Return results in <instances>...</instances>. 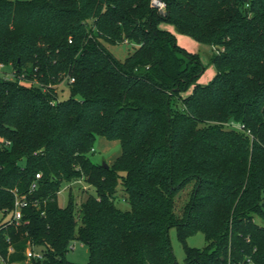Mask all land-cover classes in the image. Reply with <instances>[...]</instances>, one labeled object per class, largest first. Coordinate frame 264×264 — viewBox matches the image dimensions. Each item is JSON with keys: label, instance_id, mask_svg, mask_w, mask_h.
Segmentation results:
<instances>
[{"label": "trees", "instance_id": "obj_1", "mask_svg": "<svg viewBox=\"0 0 264 264\" xmlns=\"http://www.w3.org/2000/svg\"><path fill=\"white\" fill-rule=\"evenodd\" d=\"M165 1L161 12L152 0H0L8 264H179L174 225L185 245L197 231L210 242L186 245L184 264H264V0ZM163 20L217 48L214 79L186 97L204 67ZM125 39L135 47L121 59L108 44ZM64 80L71 96L59 98ZM97 134L121 142L108 166L89 156ZM81 177L97 193L82 201L77 232L72 201L58 196ZM120 186L130 209L113 200ZM13 189L30 199L20 224L8 223ZM74 239L87 263L66 258ZM29 243L42 257L27 260Z\"/></svg>", "mask_w": 264, "mask_h": 264}, {"label": "rangeland", "instance_id": "obj_2", "mask_svg": "<svg viewBox=\"0 0 264 264\" xmlns=\"http://www.w3.org/2000/svg\"><path fill=\"white\" fill-rule=\"evenodd\" d=\"M160 25L162 28L170 30L175 35L179 46L190 52L196 53L204 67L197 79L181 90V95L183 97L188 96L193 91L197 83L209 84L217 73V68L212 59L217 50L216 46L201 41L192 34L177 30L175 24L171 21L163 20L161 21ZM108 47L117 57L124 59L130 53V51L134 49L135 44L123 41L121 43L108 44ZM57 94L59 98H68L71 96V88L67 81L64 80L58 85ZM1 140L2 137L0 136V142ZM120 153V140L109 139L105 135L97 134L94 142V148L89 153V156L96 163H111ZM188 186L185 187V189H183V191L176 197V211L178 213L181 212L187 200L188 192L190 190V186ZM96 193L97 191L95 187L89 184L83 177L73 181L64 179L60 185L58 196L59 203L61 206H66L72 201L74 212L77 216V232L81 226V221L78 219L81 203L89 194ZM113 200L120 208L124 210L130 209L131 207L129 201L124 195L122 186H120L118 191L113 195ZM255 219L258 223L264 225V216L256 214ZM169 235L174 254L179 264L185 263L186 245L205 247L210 243L203 231H197L194 234L188 236L187 243L185 245V243L179 238L178 228L175 225L170 227ZM66 258L77 263H87L90 259L89 248L82 241L74 239L72 244H70V248L66 251Z\"/></svg>", "mask_w": 264, "mask_h": 264}, {"label": "built area", "instance_id": "obj_3", "mask_svg": "<svg viewBox=\"0 0 264 264\" xmlns=\"http://www.w3.org/2000/svg\"><path fill=\"white\" fill-rule=\"evenodd\" d=\"M152 4L155 7H157L161 12L166 11V1L165 0H152ZM124 41L128 42V39H125ZM7 75L9 76L12 74H7ZM71 80H74V78H71ZM40 176H41V173L40 172L37 173V177H40ZM37 185L38 183L35 180L32 183L31 188L35 189ZM13 191L15 194V203H14V208L8 217V223L20 224L23 218V208L26 207L30 203V199L27 194H20L17 189H13ZM32 202L35 204L39 203L37 199H34ZM8 249L9 251H12L13 246L10 245ZM25 253H26L27 260H30L31 258L42 257V252L33 248L31 243L28 244ZM0 261L2 262V264H8L7 260L1 253H0ZM248 261L251 262V264H255L253 260L250 258H248Z\"/></svg>", "mask_w": 264, "mask_h": 264}, {"label": "water", "instance_id": "obj_4", "mask_svg": "<svg viewBox=\"0 0 264 264\" xmlns=\"http://www.w3.org/2000/svg\"><path fill=\"white\" fill-rule=\"evenodd\" d=\"M104 165L108 166V163L107 162H103Z\"/></svg>", "mask_w": 264, "mask_h": 264}]
</instances>
